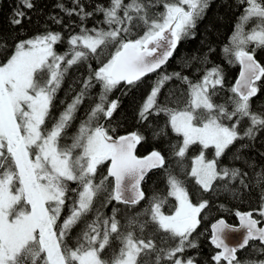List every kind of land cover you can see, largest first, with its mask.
I'll use <instances>...</instances> for the list:
<instances>
[{
  "label": "snow or ice",
  "instance_id": "6c2138e0",
  "mask_svg": "<svg viewBox=\"0 0 264 264\" xmlns=\"http://www.w3.org/2000/svg\"><path fill=\"white\" fill-rule=\"evenodd\" d=\"M209 3L109 0L107 6L97 3L92 11L81 0H73L71 8L58 3L66 15L75 14L82 22L102 14V23L108 26L107 30L82 26L79 34L68 38L63 55L54 49L62 42L59 32L18 35L11 47L0 34V264H201L195 256L184 254L199 247L197 229L210 206L204 194L216 196L223 190L237 197L251 187L245 179L248 173L221 166V158L237 141H254L257 133L264 132V112L252 107V98L264 85V65L255 58L256 50L264 49V0H238L244 8L223 53L230 64L240 66V72L224 103L213 100L217 89L224 87L219 67L206 70L197 82L180 73L159 71L180 41L192 34ZM20 4L9 20L18 33L24 31L22 9L34 7L32 0ZM136 29L142 34L135 35ZM110 47L114 51L104 62L101 58ZM90 58L100 66L89 65L79 93L59 116H53L54 101L69 69ZM151 73H157V79L138 111L139 122L150 115L167 117L164 127L153 130L152 136H166L170 128L180 138L170 145L171 156L196 186L192 193L186 180L166 167V157L159 150L137 156V146L146 140L143 132L115 135L116 128L101 123L110 121L118 107V101L109 100L112 91L121 84L134 88ZM173 79L187 85L182 107L158 101L161 89ZM96 85L100 87L97 102L69 137L79 105ZM69 139L70 143H62ZM192 146H198L199 154L191 159L189 169L183 162ZM248 146L240 144L231 158L243 159L241 152ZM245 164L255 167L247 160ZM152 169L165 170L167 194H153L148 206L127 217L126 223L117 218L120 209L113 208L111 216H105L96 207L103 197L101 207L115 201L126 209L135 208L145 200L141 184ZM255 175L261 192L258 207L234 213L239 227L223 218L211 224L210 243L216 249L212 264H264V259L241 260L237 255L252 241L258 242L251 245L253 250L264 255V168ZM234 183L239 187H231ZM169 197L174 203L165 213L162 209ZM92 212L94 218L87 219ZM80 224L83 228L73 239V229ZM237 232L242 233L241 239L231 245L229 234Z\"/></svg>",
  "mask_w": 264,
  "mask_h": 264
},
{
  "label": "trees",
  "instance_id": "16d2710c",
  "mask_svg": "<svg viewBox=\"0 0 264 264\" xmlns=\"http://www.w3.org/2000/svg\"><path fill=\"white\" fill-rule=\"evenodd\" d=\"M32 3L34 7L31 10L27 8L22 9L26 13V18L22 25L24 31L18 33L10 26L9 20L13 15V11L18 7H22L20 0H0V34H3L7 38L9 47L15 42L18 35L19 38H25L47 31L59 32L62 35V42L57 43L54 49L58 54L63 55L69 48L67 43L68 38L71 35L79 34L82 26L88 29L104 28L107 30L108 28L106 24L102 23V14H94L82 22L79 16L75 14L68 16L57 7L58 3H63L65 7L71 8L73 7V0H32ZM81 3L87 11H92L97 3L107 6L109 0H81ZM243 8L244 5L239 4L238 0H210L209 7L203 17L197 21L192 34L180 41L171 60L159 71L166 72L167 74L180 73L182 76L188 77L189 80L197 82L202 79L206 70L219 67L224 76V87L223 89H217L218 94L213 97V100L216 103H224L227 97L231 95L228 89L235 84L240 72V66L228 62V58L223 53V48L228 44ZM160 10H162V7ZM27 17H31V19L29 20ZM56 19L60 20V23H56ZM248 27H251V25ZM139 34H142V30L136 29L135 35ZM135 35L133 38H135ZM112 51H114V48L110 47L101 59L106 62L108 53ZM255 56L264 65V49H257ZM89 65L91 69H97L100 63L96 58H90L69 69L54 101L53 116H59L60 112L79 93L83 81L89 75ZM156 79L157 73H153L143 78V81L134 88H128L121 84L114 89L109 95V100L118 101V107L110 121L105 122L101 120V123H106V125L116 128L115 135H124L136 130L143 132L146 140L138 148L137 154L143 156L149 154L153 149L159 150L166 157V167L170 168L181 179L186 180L188 190L192 193L196 186H194L192 179L187 178L181 173V168L177 165L176 158L171 156L172 149L170 145L176 143L180 138L176 137L170 128L166 129V136L160 138L152 136L153 130L164 127L167 117L163 114L150 115L147 121L143 123L139 122L138 111ZM99 91V85L93 87L90 93L85 96L83 103L79 105L75 114L76 118L68 129L69 137L77 131L80 122L87 118L86 113L97 102ZM186 99L187 85L181 83L180 80L173 79L167 82L161 89L158 101L161 104H167L169 107H182ZM252 107L253 111L264 112V85H261V90L257 96L252 98ZM244 123L246 125V122ZM70 142V139L62 141V143ZM240 144H248L249 146L241 152L243 159L233 160L231 154ZM193 150H197L196 154H199L198 146H192L189 149L187 158L183 162L184 164L190 161L192 154H194ZM245 160L254 163L255 167L249 168L245 164ZM220 163L221 166L241 168L244 172L248 173L245 179L246 182L250 183L251 187L241 190L237 197H233L230 192L223 190L216 196H213L211 193L204 194V198L210 201V206L209 209H205L207 217L202 220L201 225L197 229V233L200 234L197 238L199 247L198 249L189 250L184 254L185 256H195L201 264H212L211 256L216 251L210 243L211 224L220 218H224L229 224L237 225L238 218L234 214L237 210L248 212L258 207L261 192L260 186L256 185L257 177L255 174L264 168V132L257 133L254 141H237L221 158ZM101 171L103 174H106V165L102 166ZM99 178L100 176L98 175L97 182ZM109 179L111 180V178ZM216 183L221 184L223 182L217 181ZM231 187L237 188L239 185L238 183H234ZM143 190L146 194L145 200L136 205L135 208L126 209L125 205L117 204L115 201L101 207L100 202L103 200V197L97 202L96 207L105 216H111L113 208L120 209L121 211L117 213V218L121 220L122 224L126 223L127 217L136 216L138 212H142L148 206V201L153 194L161 196L167 194L168 188L165 170L160 169L150 173L143 183ZM168 199L174 203L172 198L169 197ZM168 204L162 209L164 212L168 210ZM221 205L224 206L223 209L220 207ZM66 214L67 209H65L63 215ZM94 216L95 212L89 213L87 219L91 220ZM82 228L83 224H80L73 229V239ZM148 231L146 230L145 236L148 235ZM197 233H194L193 236L197 237ZM137 235H139L138 232ZM156 242L159 244L158 239ZM255 244H258V242H252L247 249L240 252L238 254L239 258L241 260L264 259V255L253 250L251 245Z\"/></svg>",
  "mask_w": 264,
  "mask_h": 264
},
{
  "label": "water",
  "instance_id": "95a60500",
  "mask_svg": "<svg viewBox=\"0 0 264 264\" xmlns=\"http://www.w3.org/2000/svg\"><path fill=\"white\" fill-rule=\"evenodd\" d=\"M178 46H179V44H178ZM178 46H177V48H178ZM177 50V49H176ZM176 50H175V52H176ZM174 52V53H175ZM174 53H173V55H174ZM172 58V57H171ZM171 58L168 60V62L171 60ZM255 58H256V56H255ZM257 59V58H256ZM258 61V60H257ZM167 62V63H168ZM259 62V61H258ZM166 63V64H167ZM260 63V62H259ZM165 64V65H166ZM164 65V66H165ZM163 66V67H164ZM151 74H153V73H151ZM151 74H149V75H151ZM148 75V76H149ZM147 77V76H146ZM145 78V77H144ZM238 78H239V75H238ZM237 78V79H238ZM254 98V97H253ZM142 144V143H141ZM141 144L140 145H138L137 146V150H138V148L141 146ZM137 150H136V154H137ZM148 155V154H147ZM146 156V155H145ZM142 157H144V156H142ZM156 170H160V169H152L151 171H149L148 172V174L145 176V178H144V181L146 180V178L148 177V175L150 174V173H152L153 171H156ZM144 181L142 182V184H141V188H142V190H143V183H144ZM144 191V190H143ZM145 193V192H144ZM145 197H146V194H145ZM142 202V201H141ZM140 202V203H141ZM224 219V218H223ZM217 221V220H216ZM215 221V222H216ZM225 221H226V219H225ZM227 222V221H226ZM214 223V222H213ZM228 223V222H227ZM230 225H232V224H230ZM233 226H235V227H239V220H238V224L237 225H233ZM241 235H242V233H240V232H237V233H231V234H229V237H228V242L231 244V245H235V244H237V242L241 239ZM252 242H256V241H252ZM251 243V242H250ZM213 246V245H212ZM214 247V246H213ZM247 248V247H246ZM215 249V248H214ZM245 249V248H244ZM244 249H242V250H244ZM216 250V249H215ZM242 250H240V251H242ZM239 251V252H240ZM238 252V253H239ZM238 253H237V255H238Z\"/></svg>",
  "mask_w": 264,
  "mask_h": 264
},
{
  "label": "rangeland",
  "instance_id": "374dc122",
  "mask_svg": "<svg viewBox=\"0 0 264 264\" xmlns=\"http://www.w3.org/2000/svg\"><path fill=\"white\" fill-rule=\"evenodd\" d=\"M193 152H194V154H192V157H191V159L193 158V157H195L196 155H198V154H196L197 153V150H193ZM211 152H212V150L211 149H209L208 150V152L206 153V155L210 158L211 157ZM191 159H190V161H188V163H185V165L190 169V166H191ZM171 204H173V202H171V201H169V204H168V210H166V212L165 213H169L170 212V205ZM140 219H142V217H140Z\"/></svg>",
  "mask_w": 264,
  "mask_h": 264
},
{
  "label": "flooded vegetation",
  "instance_id": "af4514ba",
  "mask_svg": "<svg viewBox=\"0 0 264 264\" xmlns=\"http://www.w3.org/2000/svg\"><path fill=\"white\" fill-rule=\"evenodd\" d=\"M146 155H147V154H146ZM137 156L142 157V155H139V154H137ZM143 156H145V155H143ZM251 243H252V242H251ZM251 243H250V244H251ZM247 248H248V247H247ZM247 248H245V249H247ZM245 249H244V250H245ZM244 250H242V251H244ZM242 251H240V252H242ZM240 252H239V253H240ZM239 253H238V254H239Z\"/></svg>",
  "mask_w": 264,
  "mask_h": 264
}]
</instances>
